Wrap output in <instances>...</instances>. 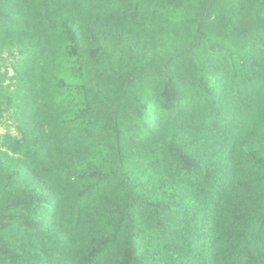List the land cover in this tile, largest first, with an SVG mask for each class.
Masks as SVG:
<instances>
[{
    "label": "trees",
    "instance_id": "1",
    "mask_svg": "<svg viewBox=\"0 0 264 264\" xmlns=\"http://www.w3.org/2000/svg\"><path fill=\"white\" fill-rule=\"evenodd\" d=\"M0 128V264H264V0H0Z\"/></svg>",
    "mask_w": 264,
    "mask_h": 264
},
{
    "label": "rangeland",
    "instance_id": "2",
    "mask_svg": "<svg viewBox=\"0 0 264 264\" xmlns=\"http://www.w3.org/2000/svg\"><path fill=\"white\" fill-rule=\"evenodd\" d=\"M1 131H4V128H0ZM12 131V130H11ZM13 132V131H12Z\"/></svg>",
    "mask_w": 264,
    "mask_h": 264
}]
</instances>
